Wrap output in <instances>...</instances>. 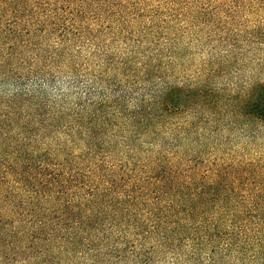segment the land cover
<instances>
[{
	"label": "trees",
	"instance_id": "obj_1",
	"mask_svg": "<svg viewBox=\"0 0 264 264\" xmlns=\"http://www.w3.org/2000/svg\"><path fill=\"white\" fill-rule=\"evenodd\" d=\"M136 1L0 0V264L144 261L187 242L210 258L220 239L239 254L263 251L264 158L202 156L207 126L264 123V82L225 95L206 79L178 86L135 52L104 51L101 79L77 64L103 29L134 23L123 13ZM251 4L264 9L182 0L181 12L213 21ZM155 17L145 31L160 28ZM109 71L119 88L97 83ZM157 77L161 88L138 91Z\"/></svg>",
	"mask_w": 264,
	"mask_h": 264
},
{
	"label": "rangeland",
	"instance_id": "obj_2",
	"mask_svg": "<svg viewBox=\"0 0 264 264\" xmlns=\"http://www.w3.org/2000/svg\"><path fill=\"white\" fill-rule=\"evenodd\" d=\"M141 1L144 2L137 0L133 9H126L123 13L125 20L133 18V24L125 28L122 23L121 31L118 29L116 34L114 29L120 22L113 23V29H103L95 42L96 48H92L94 54L86 60L85 53L91 49L84 50L77 64L88 67L92 75L100 78L98 64L105 56L104 51L112 57L135 52L139 59L144 56L152 58L156 64V75L178 86L206 79L211 81L220 94L225 95L233 92L239 94L246 91L250 84L264 82V9L254 4L240 5L229 19L207 21L203 14L192 17L193 13H182V0H175L172 14L164 10L170 0ZM155 5H159L161 14H154ZM197 6L200 12L208 8L221 13L214 3L200 2ZM150 15L158 16L155 21L161 23L160 28L153 32L144 30ZM168 17L171 18L168 19L169 27L166 29L165 20ZM225 27L228 30L223 32ZM140 44H143L142 48ZM106 74L110 78L105 76L97 80V83L119 88L111 80L114 71ZM155 82L153 86L146 84L142 85L141 90L140 86L137 89L146 92L152 87L156 90L161 88L163 83L159 77ZM64 84L61 81L58 85ZM4 86L11 90V84ZM204 135L203 141L209 148L202 156L204 161H221L228 157L243 161L264 158V123L242 119L234 123L224 121L207 126ZM221 241L224 240H219V253L215 252L210 258L204 251L193 253L194 248L200 246L199 243L187 242L180 246L183 250L176 252L160 249L154 252L150 260L144 257V261L122 260L109 264H264V248L259 253L248 248L239 254L237 250L222 247Z\"/></svg>",
	"mask_w": 264,
	"mask_h": 264
}]
</instances>
